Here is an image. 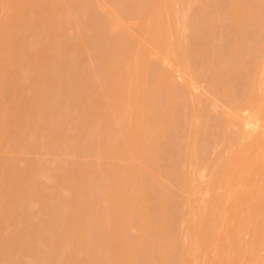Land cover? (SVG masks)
Segmentation results:
<instances>
[{"label":"rangeland","instance_id":"1","mask_svg":"<svg viewBox=\"0 0 264 264\" xmlns=\"http://www.w3.org/2000/svg\"><path fill=\"white\" fill-rule=\"evenodd\" d=\"M13 1L0 0V25L20 12L0 35V264H264V0ZM25 204L46 231L24 235ZM18 234L35 241L18 249Z\"/></svg>","mask_w":264,"mask_h":264},{"label":"bare ground","instance_id":"2","mask_svg":"<svg viewBox=\"0 0 264 264\" xmlns=\"http://www.w3.org/2000/svg\"><path fill=\"white\" fill-rule=\"evenodd\" d=\"M12 1H13V0H12ZM15 1H16V0H15ZM15 1H13V2H15ZM27 1H28V0H27ZM35 1H36V0H35ZM41 1H42V0H41ZM5 2H7V1H5ZM8 2H10V1H8ZM8 2H7V3H8ZM13 2H12V3H13ZM20 2H23V3H24V2H26V1H18V0H17L16 4H15L14 6H12V5H11V6H12V7H15V6L18 5ZM29 2H30V0H29ZM36 2H37V1H36ZM23 3H21V5H22ZM33 3H35V2H33ZM43 3H44V2H43ZM43 3H42V4H43ZM26 4H27V2H26ZM26 4H25V5L23 4V7H22L21 5H19V6H20L19 8H21L22 11H23V10H24V6H26ZM37 4H38V3H37ZM39 5H40V4H39ZM39 5H38V6H39ZM33 6H34V4H32V7H33ZM27 7H28V5H27ZM34 7H35V6H34ZM17 8H18V7H17ZM19 8H18V10H19ZM38 8H39V7H38ZM42 8H43V7H42ZM8 9H9V8H8ZM11 9H12V8H11ZM13 9H14V8H13ZM28 9H29V8H28ZM35 9H36V8H35ZM40 10H41V9H40ZM11 11H12V10H11ZM15 11H17L16 8H15ZM19 11H21V10H19ZM13 12H14V11H13ZM31 12H32V11H31ZM19 13H20V12H19ZM19 13L17 12L18 15H19ZM23 13H24V12H23ZM36 13H37V12H36ZM9 14H11V13H9ZM17 14H15L16 16H15V15H14V16L11 15V16H13L12 19H13L14 17L17 18ZM26 14H27V13H26ZM31 14H32V13H31ZM20 15H22V13H21ZM250 15H251V14H250ZM11 16H10V17L8 16V20H7V21H9V24H10V23L12 24V23H13L12 21L14 20V19H13V20L11 19ZM88 16H89V15H88ZM9 18H10L11 20H10ZM21 18H23V15H22ZM32 18H33V17H32ZM17 19H18V18H17ZM19 20H20V19H19ZM19 20H18V21H19ZM35 20H36V19H35ZM37 20H38V19H37ZM10 21H11V22H10ZM16 21H17V20H16ZM14 22H15V20H14ZM20 22H21V20H20ZM6 23H8V22H5V23H4V25L6 26L5 28L3 27L4 25H0V28L3 27V28H1L0 35H1L2 32H4V31H2V30L5 29L4 37H3V38L8 39V37H6V35H7V34H6V28H7V26L9 27V24H6ZM15 23H16V22H15ZM2 24H3V23H2ZM30 24H31V23H30ZM34 24H35V22H34ZM34 24H33V25H34ZM12 25L15 26V24H12ZM31 25H32V24H31ZM19 27H20V26H19ZM9 28H10V30H11V28H14V27L10 26ZM14 29L16 30V27H15ZM12 30H13V29H12ZM19 30H20V29H19ZM20 31H21V30H20ZM10 32H11V31H10ZM13 32H14V30H13ZM5 34H6V35H5ZM14 34H15V32H14ZM11 35H12V33H11V34L9 33L8 36L11 37ZM18 35H19V34H18ZM20 37H21V36H20ZM3 38H2V36H1V40H2ZM17 38H19V37L17 36ZM23 38H24V37L22 36V38H20V39H23ZM3 40H4V39H3ZM10 40H11V39H10ZM10 40H8V41H10ZM14 40H15V39H14ZM18 40H19V39H18ZM23 40H24V39H23ZM5 41H6V40H5ZM8 41H7V43H9ZM11 41H12V40H11ZM11 41H10V42H11ZM1 43H5V42H4V41H1ZM14 44H15V43H14ZM23 44H24V42H23ZM10 45H11V46H14V45H12V44H10ZM21 45H22V43H21ZM21 45H20V47H21ZM3 46H4V45H3ZM6 46H7V45H6ZM11 46H10V47H11ZM10 47H9V49H10ZM5 48H8V47H5ZM11 48H12V47H11ZM27 48H28V47H27ZM52 48H53V47H52ZM40 49H41V48H40ZM4 50H5V49H4ZM7 50H8V49H7ZM16 51H17V50H16ZM28 51H29V50H28ZM5 52H7V51H5ZM8 52H9V51H8ZM34 52H35V50H34ZM13 53H15V51H14V52L12 51V54H13ZM40 53H41V52H40ZM4 54H5V53H4ZM9 54H11V53L9 52ZM15 54H16V53H15ZM17 54H18V53H17ZM30 54H31V53H30ZM18 55H19V54H18ZM9 56H11V55H9ZM34 56H35V54H34ZM46 56H47V55H46ZM1 57L4 58L5 55H4V56H1ZM7 57H8V56L6 55L5 58H7ZM17 57H18V56H17ZM22 57H23V56H22ZM8 58H9V57H8ZM24 58H25V56H24ZM38 58H39V57H38ZM41 58H42V56H41ZM0 59H1V58H0ZM14 59H15V58H14ZM34 59H35V58H34ZM36 59H37V58H36ZM36 59H35V60H36ZM3 60H4V59H3ZM24 60H25V59H24ZM35 60H34V61H35ZM41 60H42V59H40L39 61H41ZM9 61H10V60H9ZM19 61H20V60H19ZM0 62H1V60H0ZM2 62H3V61H2ZM7 62H8V61H7ZM38 63H39V62H38ZM4 64H5V63H4ZM6 64H7V63H6ZM18 64H19V63H18ZM12 65H14V64H12ZM6 66H7V65H6ZM21 66H22V65H21ZM7 67H8V66H7ZM7 67H4V68H7ZM4 70H5V69H4ZM6 70H7V69H6ZM12 70H13V67H12ZM9 71H10V70H9ZM9 71H7V72L9 73ZM3 73H6V72L4 71ZM1 74H2V73H1ZM6 75H7V74H6ZM13 75H14V74H13ZM2 76H3V75H2ZM3 77H4V76H3ZM3 77H2V78H3ZM7 77H8V75H7ZM15 77H16V76H15ZM40 77H41V76H40ZM67 77H68V76H67ZM5 78H6V77H5ZM5 78H4V79H5ZM33 78H34V77H33ZM95 78H96V77H95ZM12 79H13V78H12ZM37 79H38V78H37ZM7 80H8V79H7ZM7 80H6V81H7ZM34 80H36V79H34ZM49 81H50V80H49ZM52 81H54V80L52 79ZM85 81H87V80H85ZM12 82H13V81H12ZM33 82H34V81H32V86L29 85V86L31 87V90H33L32 88L34 87V85H36V82H38V81H35V84H34ZM1 83L3 84V82H1ZM39 83H40V81H39L37 84L39 85ZM41 83H42V82H41ZM54 83H55V82H52V84H54ZM91 83H92V85H93V82H91ZM84 84H85V83H84ZM84 84H83V85H84ZM18 85H19V84H18ZM38 85H36V86H38ZM55 85H56V84H55ZM55 85H54V87H55ZM1 86H2V85H1ZM49 86H51V85H49ZM2 87H3V86H2ZM13 87H15V86H13ZM22 87H23V86H22ZM15 88H17V87H15ZM15 88H13V89H15ZM37 88H38V87H37ZM82 88H83V87H82ZM1 89H2V88H1ZM13 89H11V90H13ZM35 89H36V88H35ZM40 89H41V88H40ZM43 89H44V88H43ZM43 89H42V90H43ZM47 89H48V88H47ZM50 89H51V87H50ZM83 89H84V88H83ZM83 89H82V91H83ZM16 90H17V89H16ZM20 90H21V89H20ZM29 90H30V88H29ZM37 90H38V89H37ZM80 90H81V89H80ZM86 90H87V88H86ZM6 91H7V90H6ZM6 91H5V92H6ZM9 91H10V89H9ZM5 92H4V93H5ZM17 92H18V91H17ZM38 92H39V91H38ZM41 92H42V91H41ZM41 92H39V94H40ZM46 92H47V91H46ZM94 92H95V91H94ZM2 93H3V90H2ZM11 93H12V92H11ZM13 93H14V90H13ZM49 93H50V92H49ZM68 93H69V92H68ZM80 93H81V92H80ZM5 94H10V93H5ZM36 94H37V93H36ZM42 94H43V93H41V95H42ZM45 94H47V93H45ZM53 94H54V93H52V95H53ZM1 95H2V94H1ZM10 95H11V94H10ZM10 95H9V96H10ZM92 95H93V94H92ZM2 96H3V95H2ZM5 96H6V95H5ZM11 96H12V95H11ZM11 96H10V97H11ZM13 96H14V95H13ZM25 96H26V94H25ZM33 96H34V95H33ZM39 96H40V95H39ZM42 96H43V95H42ZM63 96H64V95H63ZM78 96H79V95H78ZM88 96H89V95H88ZM10 97H9V98H10ZM45 97H46V96H45ZM13 98H14V97H12V99H13ZM2 99H3V98H2ZM7 99H8V98H7ZM7 99H5V100H7ZM10 99H11V98H10ZM10 99H8V100H10ZM21 99H22V98H21ZM36 99H38V98H36ZM86 99H87V98H86ZM94 99H95V98H94ZM8 100H7V101H8ZM44 100H45V99H44ZM83 100H84V99H83ZM21 101H22V100H21ZM23 101H24V99H23ZM85 101H86V100H85ZM13 102H14V101H13ZM16 102H17V101H16ZM77 102H79V101H77ZM3 103H4V102H3ZM30 103H31V101H30ZM1 104H2V103H1ZM6 104L8 105V103H6ZM6 104H5V106H6ZM40 104H41V103H40ZM82 104H83V103H82ZM144 104H145V102H144ZM2 105H3V104H2ZM9 105H10V104H9ZM145 105L147 106L148 104H145ZM12 106H14V105H12ZM12 106H11V107H12ZM26 106H27V105H26ZM87 106H88V104H87ZM0 107H1V106H0ZM6 107H7V106H6ZM6 107H5V108H6ZM28 107H29V106H28ZM80 107H81V106H80ZM7 108H8V107H7ZM14 108H15V107H14ZM22 108L24 109V107H22ZM29 108H30V107H29ZM39 108H40V107H39ZM46 108H47V107H46ZM46 108H45V109H46ZM77 108H78V107H77ZM82 108H83V107H82ZM88 108H89V107H88ZM3 109H4V108H3ZM3 109H1V111H2ZM6 110H7V109H6ZM25 110H26V109H25ZM34 110H35V109H34ZM82 110H83V109H82ZM1 111H0V112H1ZM7 111H8V110H7ZM9 111H11V110L9 109ZM9 111H8V112H9ZM12 111H13V109H12ZM23 111H24V110H23ZM39 111H40V110H39ZM45 111H46V110H45ZM80 111H81V110H80ZM88 111H89V110H88ZM16 112H17V111H16ZM27 112H28V111H27ZM37 112H38V111H37ZM60 112H61V111H60ZM83 112H84V111H83ZM5 113H6V112H5ZM11 113H12V112H10V114L8 113V114H9V117H12V116H10V115H12ZM17 113H19V112H17ZM23 113H24V112H23ZM41 113H42V112H41ZM43 113H44V112H43ZM8 114H7V115H8ZM13 114H14V113H13ZM29 114H30V117H31V116L33 117V115H34L35 113H33V111L31 110V111H29ZM31 114H32V115H31ZM2 115H3V113H2ZM2 115H1V116H2ZM5 115H6V114H5ZM16 115H17V114H16ZM16 115H15V118H18V117H16ZM39 115H41V114H39ZM45 115H46V113H45ZM47 115H48V114H47ZM57 115H58V114H57ZM1 116H0V120H1ZM35 116H36V115H35ZM83 116H84V115H83ZM92 116H93V115H92ZM95 116H96V115H94V117H95ZM45 117H46V116H45ZM2 118H3V117H2ZM7 118H8V117H7ZM7 118H4V119L7 120ZM13 118H14V117H12V119H13ZM84 118H85V117H84ZM4 119L2 120L3 123H4V121H5ZM25 119H26V118H25ZM68 119H69V118H68ZM16 120H18V119H16ZM19 120H20V122H22L21 119H19ZM70 120H71V119H70ZM72 120H73V119H72ZM82 120H83V119H82ZM91 120H92V119H91ZM33 121H34V120H33ZM33 121H32V122H33ZM89 121H90V120H89ZM9 122H10V121H9ZM52 122H53V121H52ZM66 122H67V121H66ZM72 122H73V121H72ZM91 122H93V121H91ZM3 123H2V124H3ZM5 123H7V122H5ZM10 123H11V122H10ZM27 123H28V122H27ZM46 123H47V122H46ZM46 123H45V126H46ZM18 124H19V123H18V121H17V124H16V125H18ZM50 124H51V123H50ZM69 124H70V123H69ZM0 125H1V124H0ZM4 125H5V124H4ZM6 125H7V124H6ZM22 125H23V124H22ZM33 125L36 126L35 124H33ZM51 125H52V124H51ZM8 126H9V125H8ZM8 126H7V128H8ZM19 126H20V125H18V127H19ZM34 126H33V127H34ZM63 126H64V124H63ZM89 126H90V124H89ZM3 127H5V126H3ZM12 127H14V126H12ZM15 127H16V126H15ZM22 127H25V125H23ZM22 127H20V131L18 130V128H16L17 131H18V134H20L19 132H21V128H22ZM30 127H32V124L30 125ZM30 127H28V128H30ZM73 127H74V126H73ZM92 127H93V126H92ZM39 128H40V127H39ZM52 128H53V127H52ZM132 128H133V127H132ZM5 129H6V128H5ZM30 129H31V128H30ZM30 129H27L26 132L29 133V131H31ZM47 129H48V128H47ZM22 130H23V129H22ZM6 131H7V130H6ZM46 131H47V130H46ZM64 131H65V130H63L62 132H64ZM80 131H81V130H80ZM14 132H15V131H14ZM51 132H52V131H51ZM55 132H56V131H55ZM24 133H25V132H24ZM28 133H26V135H27ZM32 133H33V132H32ZM57 133H58V132H57ZM18 134H17V135H18ZM21 134H22V133H21ZM63 134H64V133H63ZM10 135H11V134H10ZM45 135H47V134H45ZM56 135H59V134H56ZM12 136H13V135H12ZM14 136H15V135H14ZM32 136H33V134H32ZM50 136H52V135H50ZM83 136H84V135H83ZM129 136H130V135H129ZM23 137H24V135H23ZM23 137H22V138H23ZM59 137H60V136H59ZM59 137H58V138H59ZM22 138H21V139H22ZM28 138H32V137H31V132H30V136H28ZM39 138H40V137H38V139H39ZM71 138H72V137H71ZM82 138H83V137H82ZM150 138H151V137H149V138L147 137V140H146V142H145V145H147V147H146L147 150H148V149L150 150V149H151V146L153 145V144L150 143L151 141H153V137L151 138L152 140H151ZM14 139H15V138H14ZM14 139H13V140H14ZM48 139H49V138H48ZM60 139H61V138H60ZM65 139H66V138H65ZM6 140H7V139H6ZM13 140H11V141H13ZM16 140H17V139H16ZM41 140H42V139H41ZM44 140L46 141V139H44ZM150 140H151V141H150ZM154 140H155V139H154ZM22 141H23V139H22ZM78 141H79V140H78ZM5 142H6V141H5ZM60 142H61V141H60ZM153 142H154V141H153ZM153 142H152V143H153ZM7 143H9V142H7ZM25 143H26V142H25ZM39 143H40V142H39ZM45 143H46V142H45ZM72 144H73V141H72ZM75 145H76V144H75ZM119 145H120V148H121V147H122V143H120ZM11 146H12V145H11ZM23 146H24V145H23ZM35 146H36V145H35ZM39 146H40V145H39ZM26 148H27V147H26ZM35 148H36V147H35ZM32 149H33V148H32ZM36 149H37V148H36ZM67 149H68V148H67ZM149 150H148V151H149ZM3 163H4V162H3ZM3 163H2V164H3ZM0 164H1V163H0ZM4 164H5V163H4ZM69 165H70V164H69ZM6 166H7V164H6ZM4 167H5V166H4ZM6 168H7V167H6ZM9 168H10V167H9ZM128 168H129V167H128ZM17 169H18V168H17ZM0 170H1V172L4 171V170H2L1 168H0ZM84 170H85V169H84ZM123 170H124V171H123ZM11 171H12V170H11ZM11 171H10V172H11ZM17 171H18V170H17ZM17 171H16V172H17ZM56 171H57V170H56ZM39 172H40V170H39ZM42 172H43V171H42ZM47 172H48V171H47ZM122 172H123V174H122V177H123L122 179H123V180H122V179H119V180H120V181H123V183H122L123 186L121 187V189H117V190H119V191L121 190V194H120L119 191L116 192L115 194H116V195L118 194L119 196L121 195L120 198H122V199H121V201H119V202H120L122 205H126V204H129V201H130V200H133V199H131L130 193H129V191H128V190H129V186L132 185V184L135 185L136 182L134 181V179H133V177H132V173H131V170H130V169H127V168L122 169ZM5 173H6V170H5ZM43 174H44V173H43ZM55 174H56V173H55ZM78 174H79V172H78ZM4 175H5V174H4ZM9 175H10V173H9ZM15 175H16V174H15ZM33 175H34V174H33ZM1 176H2V175H1ZM6 176H8V175H6ZM6 176H4V177H6ZM17 176H18V175H17ZM22 176H23V175H22ZM35 176H36V175H35ZM45 176H46V175H45ZM83 176H84V175H83ZM23 177H24V176H23ZM25 177H26V176H25ZM30 177H31V176H30ZM41 177H42V176H41ZM73 177H74V176H73ZM0 178H1V177H0ZM76 178H77V177H76ZM2 179L5 180L4 178H2ZM2 179H0V185H1V186H2L1 183H4ZM25 179H26V178H25ZM30 179L32 180V177L29 178V180H30ZM39 179H41V178H39ZM74 179H75V177H74ZM81 179H82V178H81ZM81 179H79V180H81ZM22 180H23V178H22ZM26 180H28V177H27ZM31 180H30V181H31ZM68 180H69V179H68ZM76 180H77V179H76ZM79 180H78V181H79ZM6 181H7V180H6ZM11 181H12V180H11ZM42 181H44V180H42ZM8 182H9V181H8ZM23 182H24V181H23ZM80 182H81V181H80ZM21 183H22V182H21ZM65 183H66V182H65ZM71 183H72V182H71ZM119 183H120V182H119ZM33 184H34V183H33ZM52 184H53V183H52ZM52 184H51V185H52ZM60 184H61V183H60ZM88 184H89V183H88ZM3 185H6V184H3ZM25 185H26V184H25ZM31 185H32V184H31ZM80 185H81V184H80ZM1 186H0V187H1ZM7 186H8V185H7ZM54 186H55V185H54ZM65 186H66V185H65ZM70 186H71V185H70ZM73 186H74V185H73ZM117 186H118V185H117ZM31 187H32V186H30V188H31ZM77 187H78V186H77ZM35 188H36V187H35ZM56 188H57V187H56ZM58 188H60V187H58ZM79 188H80V187H79ZM118 188H119V187H118ZM3 189H4V187H3ZM32 189L34 190V188H32ZM41 189H42V188H41ZM69 190H70V189H69ZM131 190H132V189H131ZM0 191H1V192H4V191H2V190H0ZM9 192H10V191H9ZM44 192H45V191H44ZM65 192H66V191H65ZM7 193H8V192H7ZM24 193H27V192H24ZM46 193H47V192H46ZM55 193H56V192H55ZM77 193H78V192H77ZM3 194H4V193H3ZM62 194H63V193H62ZM79 194H80V192H79ZM0 196H1V198L3 197V196L1 195V193H0ZM29 196H30V195H29ZM38 196H39V195H38ZM73 196H74V195H73ZM93 196H94V195H93ZM93 196H92V197H93ZM119 196H117V197L119 198ZM143 196H144V195H143ZM75 197H76V196H75ZM78 197H79V196H78ZM94 197H95V196H94ZM1 198H0V199H1ZM38 198H40V197H38ZM43 198H44V197H43ZM43 198H40V199L42 200ZM73 198H74V197H73ZM89 198H90V197H89ZM120 198H119V199H120ZM35 199H36V197L34 198V201H35ZM40 199H39V200L37 199L36 201H38V202L40 201V203H42ZM47 199H48V198H47ZM93 199H94V198H93ZM119 199H118V200H119ZM30 200H31V199H30ZM30 200L28 201L29 204H28V203H27V204H28V206L31 204L29 207L32 208L36 203L33 202V205H32V203H30V202H31ZM32 200H33V199H32ZM143 201H145L144 197H142V202H143ZM50 202H51V201H50ZM53 202H54V201H53ZM71 202H72V201H71ZM77 202H78V201H77ZM84 202H85V201H84ZM86 202H87V201H86ZM86 202H85V203H86ZM6 203H7V202H6ZM34 203H35V204H34ZM55 203H56V202H55ZM63 203H64V202H63ZM27 204H25V209H26V207H28ZM66 204H67V203H66ZM83 204H84V203H83ZM10 205H11V204H10ZM38 205H39V204H38ZM38 205L35 206V207H38ZM49 205H50V204H49ZM60 205H61V204H60ZM142 205H143V208H144V203H143ZM6 206H7V205H6ZM56 206H57V205H56ZM56 206H55V207H56ZM29 207H28V208H29ZM86 207H87V206H86ZM91 207H92V205H91ZM15 208H16V207H15ZM57 208H58V207H57ZM62 208H63V207H62ZM76 208H77V207H76ZM88 208H89V207H88ZM17 209H18V208H17ZM19 209H20V208H19ZM22 209H23V208L20 209L21 211H18V210H17V212H21V213H17V212H16V213H17L18 215L21 214V216H23V218H24V219H22V217L20 216V219L24 220V222H22V220H21L20 223L22 222L24 226H23L22 224H21V225H22L23 227H25L24 229H25L26 232H25L24 230H22V232H24V235H25V236H29V233H31V231H33V232H40L39 229H41V232L43 233V230H44L45 228H46V229H45L44 231L47 230V227L49 226V225H47V224H49V223L45 222V223H46V225H45L43 222L39 221V224H40V225H39V224H38V220H40V219H38V216H39V215H38V214H37V215L35 214V213H37L36 210H31V211H30V209H29V211H27V209H26V210L23 209L24 212H22ZM33 209H35V208L33 207ZM39 209H40V208H39ZM47 209H48V208H47ZM49 209H50V208H49ZM54 209H55V208H54ZM58 209H59V208H58ZM63 209H65V208H63ZM67 209H68V208H67ZM71 209H73V208H71ZM12 210H13V209H12ZM60 210H61V209H60ZM82 210H83V209H82ZM88 210H89V209H88ZM94 210H95V209H94ZM15 211H16V210H15ZM26 211H27L28 213H27ZM62 211H63V210H62ZM68 211H69V210H67V212H68ZM91 211H92V209H91ZM91 211H90V212H91ZM33 212H34V214H35L37 217L34 216ZM48 212H49V211H48ZM48 212H46V214H47ZM50 212H51V211H50ZM53 212H54V211H53ZM81 212H82V211H81ZM11 213H12V212H11ZM22 213H24V214H22ZM86 213H87V212H86ZM86 213H85V214H84V213H81V215L79 216L80 219L78 218V220H77L78 222L76 221V217H78L77 215H79L80 213H78V214L75 213V214H77L76 216H73V215H72L73 217L71 216V219H70V220H67V219H66L67 217L65 218V219L67 220V221L65 222V224L68 225V226H70V227L67 226V228H69V231H70V232H72V231L77 232L76 230H74V229L72 230V228H71V225H73L74 223L76 224V227H79V226H80V223L83 224L84 221L86 222L87 217H88V215H86ZM26 214H27V216H26ZM46 214H45V215H46ZM75 214H74V215H75ZM82 214L84 215V217H85V215H86V218H85L86 220L82 217ZM91 214H92V213H91ZM52 215H53V214H52ZM69 215H70V214H69ZM24 216H25V217H24ZM35 217H36L37 220L35 219ZM42 217H43V216H42ZM92 217H94V216H92ZM25 218H26L27 221H29V222H27V221L25 220ZM52 218H53V217H52ZM73 218H75V219H73ZM81 218H83L84 220H83L82 222H79V221H81ZM6 219H7V218H6ZM30 219H31V220H30ZM33 219H34V220H33ZM65 219H64V220H65ZM68 219H69V217H68ZM90 219H92V218H90ZM93 219H94V218H93ZM32 220H33L34 222H33ZM35 220H36L37 222H35ZM42 220H43V219H42ZM49 220H50V219H49ZM72 220L74 221V223L72 222ZM30 221H31V222H30ZM43 221H44V220H43ZM56 221H57V220H56ZM88 221H89V220H88ZM9 222H10V221H9ZM25 222H26V225L24 224ZM52 222H55V221H52ZM125 222H126V221H125ZM12 223H13V222H12ZM33 223H34V224H33ZM35 223H36V226H35ZM41 223H42V224H41ZM67 223H68V224H67ZM78 223H79V224H78ZM8 224H9V223H8ZM10 224H11V223H10ZM37 224H38V225H37ZM75 224L73 225V228L76 229ZM84 224H85V223H84ZM43 225H44V226H43ZM78 225H79V226H78ZM88 225H89V223H88ZM17 226H18V225H17ZM38 226H39V227H38ZM40 226H41V228H40ZM42 226H43V227H42ZM59 226H61V225H59ZM83 226H84V225H83ZM83 226H82V227H83ZM23 227H22V228H23ZM37 227H38V228H37ZM50 227H51V226H50ZM80 227H81V226H80ZM123 227H124V225H123ZM1 228H2V227H1ZM48 228H49V227H48ZM56 228H57V227H56ZM67 228H66V229H67ZM70 228H71V230H70ZM84 228H85V227H84ZM111 229H112V228H111ZM54 230H55V229H54ZM54 230H53V231H54ZM78 230H79V228H78ZM83 230H84V229H83ZM67 231H68V230H67ZM81 232H82V231H81ZM86 232H87V231H86ZM88 232H89V231H88ZM27 233H28V234H27ZM72 233H73V232H72ZM77 233H78V232H77ZM26 234H27V235H26ZM39 234H40V233H39ZM39 234H38V235H39ZM68 234H69V233H68ZM68 234H67V235H68ZM82 234H83V233H82ZM47 235H48V234H47ZM55 235H57V234H55ZM70 235H71V234H70ZM74 235H75V236H74ZM80 235H81V234H79V236H80ZM83 235H84V234H83ZM0 236H1V235H0ZM20 236H21V237H20ZM20 236H19V234H18V236H17L18 239L16 240V241H18L17 244L20 245L21 242L25 243L24 245L22 244V247H25V249H26V248H27V245L30 244V242L32 241L33 238H30V239H31V241H30L29 237H28V238L26 237V239H25V236H23L22 234H21ZM35 236H36V235H35ZM41 236H42V235H41ZM52 236H53V235H52ZM79 236H78V237H79ZM89 236H90V235H89ZM72 237L75 238V237H76V233L73 234ZM78 237H77V238H78ZM86 237H87V236H86ZM20 238H21V239H20ZM67 238H68V236H67ZM70 238H71V236H70ZM126 238H127V237L125 236V232L123 231V232L121 233V235H120L118 241H117V243H119V244H118V245H119V248H121V249L129 248V249H130V252H133L132 254H135V253H136L135 255L137 256V254H139V253H137V252L140 251V249L138 250V246H139V248H140L141 243H140L138 240L128 241V239H126ZM19 239H20V240H23V241L20 242ZM28 239H29V243H28ZM34 239H35V238H34ZM65 239H66V238H65ZM72 239H73V238H72ZM86 239H88V238H86ZM86 239H84V241H85ZM89 239H90V238H89ZM25 240H26V241H25ZM52 240H53V239H52ZM57 240L59 241V238H58ZM57 240L55 239V240H53V242L50 241V242H51V245H52V243H54V242L57 241ZM66 240H67V239H66ZM73 240H76V239H73ZM90 240H91V239H90ZM90 240H89V242H90ZM24 241H25V242H24ZM34 241H35V240H33L31 243H33ZM36 241H41L40 243L43 242L42 244L45 245V247L48 246V244H50V243H48V242H49L48 239H47V240H46V239H40V240H39V238H38ZM58 241H57V242H58ZM64 241H65V240H64ZM77 241H78V240H77ZM82 241H83V240H82ZM84 241H83V244H85ZM12 242H14V241L12 240ZM12 242H11V243H12ZM57 242H55V243H57ZM75 242H76V241H75ZM80 242H81V241H80ZM89 242H88V243H89ZM14 243H15V242H14ZM38 243H39V242H38ZM40 243H39V244H40ZM55 243H54V244H55ZM67 243H68V242H67ZM17 244H14V245L17 247ZM46 244H47V245H46ZM58 244H59V243H58ZM65 244H66V243H65ZM68 244H70V243H68ZM80 244H81V243H80ZM3 245H4V244H3ZM3 245H2V246H3ZM14 245L11 244L10 247H8V248L11 249V247H12V246L14 247ZM25 245H26V246H25ZM43 245H42V246H43ZM51 245H49L48 247H50ZM71 245H72V243H71ZM74 245H75V244H74ZM76 245H77V244H76ZM81 245H82V244H81ZM85 245H86V244H85ZM87 245H88V244H87ZM0 246H1V245H0ZM2 246H1V247H2ZM54 246H55V245H54ZM56 246H57L56 248H58V251H57V252L55 251V252H56L55 255H56V254L58 255V254H61V253L64 252V251H62V250H64V249H62V247H61L60 249H62V250H60L61 252L58 253V252H59V247H58V245H56ZM64 246H65V245H64ZM112 246H113V245H112ZM4 247L7 249V245H6V244H5ZM22 247H21V245H20V248H19V247H17V248H18V249H23ZM38 247H39V246H38ZM51 247H53V246H51ZM76 247H77V246H76ZM76 247H74V246L72 247L73 249L75 248L74 251L77 250ZM81 247H82V246H79V248H81ZM85 247H86V246H85ZM90 247H91V246H90ZM2 248H3V247H2ZM5 248H4V249H5ZM17 248H15V247L12 248V250H13L12 252H14L15 249H17ZM46 248H47V247H46ZM46 248H45V249H46ZM56 248L54 249V247H53L54 250H57ZM66 248H68V247L66 246ZM72 248H71V251H72ZM79 248H78V249H79ZM87 248H88V247H87ZM93 248H94V250H95V246H94ZM0 249H1V248H0ZM4 249H2V250L4 251ZM53 249H52V250H53ZM69 249H70V246H69ZM83 249H84V248H83ZM85 249H86V248H85ZM85 249H84V250H85ZM2 250H1V251H2ZM8 250H9V249H8ZM31 250H32V249H31ZM54 250H53V251H54ZM79 250H80V249H79ZM90 250H91V249H90ZM6 251H7V250H6ZM24 251H25V250H24ZM26 251H27V250H26ZM47 251H48V250H47ZM67 251H68V250H67ZM77 251H78V250H77ZM92 251H93V250H92ZM92 251H91V253H93ZM95 251H96V250H95ZM15 252H16V251H15ZM15 252H14V253H15ZM17 252H18V251H17ZM17 252H16V253H17ZM83 252H84V251H83ZM88 252H89V251H88ZM88 252H87V253H88ZM10 253H11V252H10ZM79 253H81V252H79ZM99 253H101V252H98V255H99ZM5 254H7V253H5ZM5 254H3V255H5ZM17 254H18V253H17ZM21 254H22V253H21ZM46 254H47V253H46ZM72 254H73V253H72ZM161 254H162V253H161ZM0 255L3 257L2 254H0ZM32 255H33V254H32ZM52 255H53V254H52ZM55 255H54V256H55ZM95 255H96V252H95L94 254H91L92 257L95 256ZM98 255H97V256H98ZM135 255H134V256H135ZM5 256H6V255H5ZM18 256H20V255L18 254ZM23 256H24V255H23ZM45 256H46L45 259H42V258H44V257H42L41 259L38 258V257H34L35 260H36L35 262H37V264H38V261L41 260L42 264H51V262H52V264H54L53 261H55V259H54L55 257L53 258V256H51V254H50V255H45ZM59 256H60V255H59ZM67 256H68V255H67ZM71 256H72V255H71ZM84 256H85V255H84ZM7 257H9V255H7L6 258H7ZM13 257H14V259H17L16 256L13 255ZM20 257H21V256H20ZM47 257H48V258H47ZM49 257H51V258H49ZM57 257H58V256H57ZM62 257H63V255H62ZM62 257H61V258H62ZM73 257H74V256H73ZM88 257H89V256H88ZM162 257H164V254L162 255ZM0 258H1V257H0ZM6 258L4 257V259H6ZM26 258H27V257H26ZM26 258H25V259H26ZM52 258H53L54 260H53ZM131 258H132V259L129 261V264L132 263V260L135 259V258L133 259L132 255H131ZM4 259H3V263H4V261H5ZM18 259H19V258H18ZM20 259H23V258H20ZM30 259H31V257H30ZM51 259H52V260H51ZM57 259H58V258H57ZM74 259H75V258H74ZM77 259H78V258H77ZM1 260H2V259H1ZM12 260H13V259H11L10 262H11ZM23 260H24V259H23ZM60 260H61V259H60ZM67 260H68V259H67ZM88 260H89V259H88ZM88 260H87V261H88ZM97 260H98V259H97ZM97 260L95 259L96 262H97ZM13 261L16 262V263H18L16 260H13ZM13 261H12V262H13ZM28 261H29V260H28ZM49 261H50V262H49ZM72 261H73V260H72ZM72 261H71V259H70V262H71V263H72ZM95 261L92 260V262H95ZM12 262H11V263H12ZM41 262H39V263L41 264ZM56 262H57V261H56ZM56 262H55V263H56ZM61 262H62V261H61ZM65 262H66V260H65ZM65 262H64V260H63V264H66V263H67V262H66V263H65ZM68 262H69V261H68ZM1 263H2V262H1ZM3 263H2V264H3ZM8 263H9V260H8ZM58 263H60V262H58ZM71 263H70V264H71ZM89 263L91 264L90 261H89ZM89 263H88V264H89ZM5 264H6V261H5ZM60 264H61V263H60ZM94 264H95V263H94Z\"/></svg>","mask_w":264,"mask_h":264}]
</instances>
